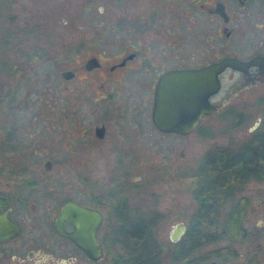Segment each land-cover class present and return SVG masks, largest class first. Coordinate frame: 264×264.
Returning a JSON list of instances; mask_svg holds the SVG:
<instances>
[{"label":"flooded vegetation","instance_id":"1","mask_svg":"<svg viewBox=\"0 0 264 264\" xmlns=\"http://www.w3.org/2000/svg\"><path fill=\"white\" fill-rule=\"evenodd\" d=\"M104 1L113 5L110 8L118 13V21L126 26L122 28L131 37L116 39L120 47L116 52L105 53L96 47L83 61L71 58L73 64L57 72L68 82L65 87L69 91L68 104L72 101L73 105L50 106L49 123L44 120L41 128L25 132L26 143L19 138L12 142L14 133L22 134H19V125L12 127L8 120L2 126L6 138H1L0 143V213H5L19 227L16 236L0 242L4 254L15 255L22 250L37 264H75L82 257L91 264H101L108 241L107 230L110 233L113 228L116 234L117 224L144 221L150 216H157L160 222L164 220L160 212H146V204H137L138 191L134 190L139 176L133 180L131 176L139 166L145 165L140 160L145 156L152 158L154 149L159 148L157 144L171 138L181 140L202 130L206 135L201 136L217 138L219 121L226 122L220 131L228 133V143L219 145L216 140L207 157L211 155L218 164L220 151L227 158L249 155L254 158L252 165L245 164L239 169L253 174L264 172V163L260 160L264 158V0H170L164 11L158 7V0H151L147 2L152 13L146 20L143 15L136 18V30L127 28L130 22L124 17L130 12L128 0ZM138 20L147 22L140 24ZM93 26L96 42H107L115 30L105 23ZM148 30L150 35L145 37ZM71 47L73 43L68 46ZM39 51L27 55L22 72L26 69L32 72L42 61ZM90 58H95L96 63L86 67ZM225 58H233L234 63L202 84L207 88L217 85L210 91L207 103L201 104L213 106V111L202 115L187 134L156 127L153 108L162 77L173 70L199 69ZM64 71H68L67 75L62 74ZM6 85L7 99L0 106L10 104L12 90ZM247 106H261L255 121H250ZM208 118H214L209 125L204 123ZM241 130L245 134L238 136ZM36 157L44 158L40 169L35 166ZM176 158L171 157L175 175L171 184L184 186V153L180 152L179 160ZM200 165L190 174L200 171ZM65 174L72 175L68 179L75 184H71V192L77 190L76 186L82 189L81 198L69 195L60 199L54 192L53 188ZM77 175H82V179H73ZM249 182H257L260 188L253 196L241 194L246 201L242 230L229 235L226 256L219 255L218 247L212 248L210 264H264V180ZM67 202L101 215L95 232L103 253L100 259L92 260L74 241L56 231L60 209ZM18 205L24 209L23 214L15 212ZM26 205L31 208L27 220L23 216ZM26 221H29L27 227ZM62 227L67 232L74 231V226L66 220ZM13 241L17 242L16 247L8 250L2 247ZM168 242L176 243L170 238ZM59 252H66L67 258L57 256Z\"/></svg>","mask_w":264,"mask_h":264},{"label":"rangeland","instance_id":"2","mask_svg":"<svg viewBox=\"0 0 264 264\" xmlns=\"http://www.w3.org/2000/svg\"><path fill=\"white\" fill-rule=\"evenodd\" d=\"M128 1L130 12L125 13L124 17L130 22L127 28L132 27L135 29L134 21L139 15H143L145 20L151 15V6L149 8L148 3L151 0H134V3H132L133 0ZM169 1L158 0V7L160 6L161 10L164 11L163 8ZM3 2L2 9H0V85L3 84V88L6 89L8 83L10 85L8 89L12 90V95L8 106H0V143L1 138H6L2 126L8 120V124L12 127L19 125V134L22 133L21 136L14 133L12 142H16L19 138L26 143L28 138L25 132H33V128H41L40 125L49 123L51 119L50 106L58 105V103L59 106L73 105L72 101L68 104L69 91L65 88L68 82L62 79L57 72L68 69L73 64L71 58L76 61H83L85 56L92 53V50L96 47L105 51V53L118 51L120 47L116 43V39L131 37V33L124 31L122 27L126 26L120 24L117 19L118 13L110 8L113 5L106 3L104 0H4ZM88 2H91L94 13L85 9ZM7 13L11 18L7 17ZM162 14H165V12H162ZM101 17L103 22H100ZM94 20L95 22H93ZM145 20H138V22L145 24L147 22ZM104 23L110 28L115 27V30L110 33L108 39H106L107 42L105 40L96 42L97 39L94 37L95 33L92 29L93 25L99 26L104 25ZM111 23L114 24L109 25ZM120 28L123 30L120 31ZM6 30H9V32ZM27 31L30 32L27 33ZM148 32L149 30L146 31L145 37H149L150 33ZM5 36L7 37L5 38ZM72 43L74 47L69 49L68 46ZM40 49L45 52L46 56L50 57L45 58L44 56L32 72L27 71V69L26 72H22L21 66L23 67L25 64L27 55L40 52ZM13 62L17 64L16 66L20 65V69L14 72L10 68ZM55 87H57V91ZM88 96L84 95L85 98ZM79 98H83V96L79 95ZM75 100L79 101V99H73L74 102ZM247 108L250 113V121H255L260 115L261 106H247ZM211 119L208 118L204 123L211 124L214 118ZM222 124H226V122L220 123L219 121L217 138L201 136L205 132L202 130L199 133L194 132L181 140L171 138L170 141L157 144L159 148L154 149V156L152 158L145 156L146 158L141 159L140 162L144 160L145 165L139 166L137 172L131 176L132 180L135 176H139L134 190L138 191L137 204H146L144 207L146 212L158 211L164 217V220L158 224L157 236L167 249H173L171 243L168 242L172 227L179 220L187 225L196 210L197 203L193 198V183L197 180L200 171L196 170L192 175L190 173H193L195 167L207 158L211 150L214 149L216 140L219 145L228 143V133H221L220 131ZM34 125H37V127H33ZM153 134L154 136L157 135V133ZM244 134L245 130L238 132V136ZM203 135H206V133ZM139 151L144 154L142 149H139ZM169 152L172 153L169 155ZM180 152L184 153L183 160L186 161L185 166H183V174H186L185 184L184 186L177 184L174 187L171 184L173 177H175L171 169V167L174 168L171 157L176 156L175 160H179ZM34 161L36 168L40 169L44 158L36 157ZM69 177H72V175L65 174L62 176V180L65 181L60 180L59 184L53 188L54 192L58 194L60 199H66L69 195L72 198H81L83 193L79 186H76L77 190L75 188L71 192L72 185L75 184L73 181L68 180ZM76 177L82 179L83 176L77 175L73 179H76ZM256 183L249 182V185L244 188L243 194L247 196L255 195L257 188H260ZM79 184H82L81 181ZM26 208L23 215L26 217L25 220L28 218L27 212L31 209L28 205H26ZM15 212L23 214L24 209L18 205ZM26 223L25 226H29V221H26ZM112 229H110V233L107 230L108 241L101 264L102 262L107 264L111 256L115 254L122 255L126 251L119 239L115 237L114 229ZM32 232L36 233V230L32 229ZM227 242L228 238L208 246L207 249L219 248L221 244H227ZM16 244L17 242L13 241L2 247L8 250L10 247H16ZM25 253L21 250L15 255H1L0 264H37L34 259H28ZM57 256L66 259L68 255L66 252H59ZM75 264L91 263L82 257ZM167 264H171L169 259ZM208 264H210V260Z\"/></svg>","mask_w":264,"mask_h":264},{"label":"trees","instance_id":"3","mask_svg":"<svg viewBox=\"0 0 264 264\" xmlns=\"http://www.w3.org/2000/svg\"><path fill=\"white\" fill-rule=\"evenodd\" d=\"M3 1L0 0V9ZM92 8L91 2H88L85 9L93 12ZM41 56L50 57L46 56L43 50ZM16 65L15 62L12 63V72L19 70ZM6 92L1 84L0 103L7 99ZM210 156L202 161L200 174L193 183L196 210L180 240L172 244L173 249H167L158 239L157 229L160 221L157 216H150L144 221L123 222L117 224L115 237L126 251L122 255L111 256L107 264H167L168 259L171 264H208L213 257V250L207 249L208 246L227 240L231 233L241 232L246 206L245 198L241 194L250 180H264V172L253 174L239 169V166L244 167L245 164L252 165L254 158L249 155L227 158L226 153L220 151L218 164ZM260 160L264 163V158L261 157ZM225 206L227 207L224 210ZM218 251L219 255L223 253L226 256L227 244H221ZM1 255L5 254L0 247Z\"/></svg>","mask_w":264,"mask_h":264},{"label":"water","instance_id":"4","mask_svg":"<svg viewBox=\"0 0 264 264\" xmlns=\"http://www.w3.org/2000/svg\"><path fill=\"white\" fill-rule=\"evenodd\" d=\"M96 63L95 58L86 62V67ZM233 58H225L199 69H183L167 72L158 86L155 106L153 108V120L156 127L163 131H172L187 134L200 120L202 115L213 111V106H201L207 103L210 91L217 85L207 88L202 86L209 78L217 77L226 65H232ZM68 71L62 72L67 75ZM200 104V105H199ZM66 220L74 226V231L67 232L62 227ZM101 215L82 205L73 202L65 203L56 220V231L72 241L92 260L102 257V249L95 238V232L100 225ZM186 229L184 222L176 223L169 232L171 241L180 239ZM19 232L18 225L8 219L5 213H0V242H4L16 236Z\"/></svg>","mask_w":264,"mask_h":264}]
</instances>
